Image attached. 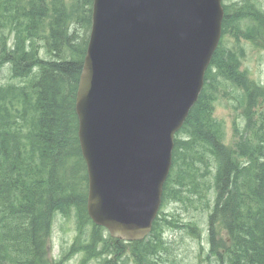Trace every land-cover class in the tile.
<instances>
[{"label":"trees","instance_id":"1","mask_svg":"<svg viewBox=\"0 0 264 264\" xmlns=\"http://www.w3.org/2000/svg\"><path fill=\"white\" fill-rule=\"evenodd\" d=\"M75 3L0 0V68L7 65L11 79L18 81L0 85V264H46L53 216L67 218L71 212L77 236L67 256L81 251L80 264L90 259L168 264L161 255L167 250L163 232L172 225L168 220L156 219L150 236L131 244L127 257L102 230L84 229L89 225L86 173L74 99L87 39L78 40L75 26L90 25L91 0ZM86 4L87 16L80 18L78 8ZM243 23L247 26L241 32ZM221 27L223 35L233 32L236 42L242 37L264 48V11L252 0L225 6ZM242 56L241 48L230 52L218 47L205 73L206 88L182 127L183 138L175 140L173 163L188 170L189 192L199 187V171L206 173L211 166L204 152L220 160L208 218L207 264H264V108L257 121L248 119L238 150L232 152L218 143L207 94L221 79L241 87L248 105L256 95L264 101V87L255 88L238 71ZM27 121L30 132H24ZM78 182L84 193H75ZM168 197L181 200L183 195L173 191ZM216 226L225 231L224 240L217 239Z\"/></svg>","mask_w":264,"mask_h":264},{"label":"water","instance_id":"2","mask_svg":"<svg viewBox=\"0 0 264 264\" xmlns=\"http://www.w3.org/2000/svg\"><path fill=\"white\" fill-rule=\"evenodd\" d=\"M220 0H93L75 97L87 214L142 240L220 37Z\"/></svg>","mask_w":264,"mask_h":264},{"label":"rangeland","instance_id":"3","mask_svg":"<svg viewBox=\"0 0 264 264\" xmlns=\"http://www.w3.org/2000/svg\"><path fill=\"white\" fill-rule=\"evenodd\" d=\"M68 5L71 0H64ZM77 4L78 0H75ZM242 0H224L223 4L228 2H241ZM256 4L264 9V0H256ZM89 9V5H85L82 10L78 8V16L84 18L87 16L86 10ZM83 13V14H82ZM247 26V23H243L240 27V31L243 32ZM77 38L79 41L88 37L89 25L75 26ZM236 42L233 37V32L227 33L221 37V47L227 51L238 52L241 48L243 56L240 58V70L243 71L247 78L256 83L257 85H264V48L254 45V43L248 40H242ZM260 44H264V39L260 41ZM69 55V54H67ZM65 55V56H67ZM43 57V55H42ZM7 83H18L17 80H13L10 77L9 67L4 65L0 68V85ZM213 88V87H212ZM215 99L213 103L212 116L214 120L220 124L222 137V143L226 147L233 149L238 141L239 133L245 131L248 123V117H246L245 105L242 99V93L234 91V87L226 84L218 87L215 94L212 95ZM259 108H264V101L258 99L257 105L253 109L258 111ZM29 120V117L27 118ZM30 124L27 121L24 132H30ZM183 138L182 134H179L177 138ZM207 160L210 161L211 166L208 167L207 172L204 169L199 171L205 178L204 184L209 189H212L215 185L213 179L214 176V162L210 154L204 152ZM66 166V165H65ZM207 166V165H204ZM184 168V167H183ZM174 171L178 173L177 167ZM83 183L78 182L74 184L75 193L83 192ZM86 194V192H85ZM190 199V200H188ZM212 195H207L206 199L200 200L197 196L192 197L189 194L184 193L181 201L166 200L161 209L160 218L165 217L167 220H171L170 228L165 227L163 232L164 246L167 249L162 251V258L168 264H207L205 259L208 252L207 245V214L208 210L202 209L206 200L211 201ZM76 222L74 220V214L71 213L68 218L56 216L53 220L52 230L50 238L46 247H48V256L46 264H80L84 259V253H75L72 256H67V251L74 241L76 236ZM195 228V234L190 233L189 228ZM91 229V227H89ZM105 238H108L107 233L103 231ZM217 239L224 240L225 232L222 228L216 231ZM125 252L127 257V250L131 247L128 245L119 246ZM101 259H90L85 264H100Z\"/></svg>","mask_w":264,"mask_h":264}]
</instances>
